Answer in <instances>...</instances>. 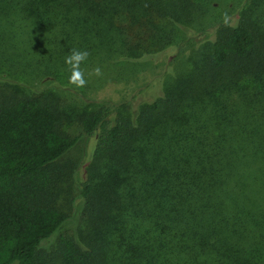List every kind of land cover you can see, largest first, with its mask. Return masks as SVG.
Returning a JSON list of instances; mask_svg holds the SVG:
<instances>
[{"label": "trees", "instance_id": "1", "mask_svg": "<svg viewBox=\"0 0 264 264\" xmlns=\"http://www.w3.org/2000/svg\"><path fill=\"white\" fill-rule=\"evenodd\" d=\"M192 13L189 0H0V264H264V0L173 54L158 97L77 114V135L37 89L69 83L72 49L90 53L85 77L101 68L95 87L125 80ZM92 134L79 226L47 246L69 219L50 204L56 163Z\"/></svg>", "mask_w": 264, "mask_h": 264}, {"label": "rangeland", "instance_id": "2", "mask_svg": "<svg viewBox=\"0 0 264 264\" xmlns=\"http://www.w3.org/2000/svg\"><path fill=\"white\" fill-rule=\"evenodd\" d=\"M248 0H189L194 14L190 17V24L182 30H173V46L163 53L146 57L138 66L133 67L131 75L117 81H103L95 87V75H87L88 86L76 91L54 87V83L39 84L37 89H50L58 96L59 107L70 116L63 123V130L68 134H78V126L75 116L84 110L95 108V105L112 107L114 105L128 104L130 110L136 106L149 102L158 97L165 78L171 74V65H176L172 60L183 61L184 58L197 46H204L214 38L216 27L222 23L232 24L237 13L244 7ZM188 21V17L186 18ZM183 32H182V31ZM171 43V44H172ZM172 58V59H171ZM171 59V60H170ZM4 75H0V81ZM63 83V80H61ZM50 87V88H47ZM53 87V88H51ZM65 114V115H66ZM95 134L82 137L72 150L68 152L58 163L61 168L62 178L51 189L50 204L68 214L69 219L61 229L54 234L46 243L51 247L55 244L58 236H71L76 233L81 219L83 202L77 197L79 189L87 181V169L92 151L95 147ZM82 223V221H81Z\"/></svg>", "mask_w": 264, "mask_h": 264}, {"label": "clouds", "instance_id": "3", "mask_svg": "<svg viewBox=\"0 0 264 264\" xmlns=\"http://www.w3.org/2000/svg\"><path fill=\"white\" fill-rule=\"evenodd\" d=\"M90 53L86 50L72 49L70 54L65 57V65L70 72L69 84L77 89L84 88L88 81L85 78V71L81 68V65L88 59ZM91 75L97 77L102 75L100 67L93 69Z\"/></svg>", "mask_w": 264, "mask_h": 264}]
</instances>
